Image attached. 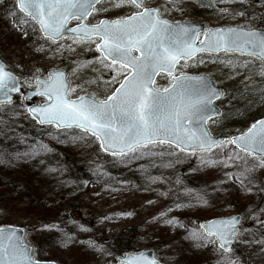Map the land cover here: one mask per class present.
<instances>
[{"label": "rangeland", "instance_id": "374dc122", "mask_svg": "<svg viewBox=\"0 0 264 264\" xmlns=\"http://www.w3.org/2000/svg\"><path fill=\"white\" fill-rule=\"evenodd\" d=\"M115 5L117 0H103L96 6V9L102 10L94 11L86 22L95 24L101 19L124 18L136 10L128 5ZM144 5L159 8L161 17L168 21L196 23L204 29L224 26L264 29V0H146ZM7 7L6 0H0V59L9 71L20 77L23 91L34 90L37 77H45L50 70L62 69L67 73L71 86L69 98L87 95L104 100L127 75L125 68L108 62L97 51L98 38L68 36L57 42L43 39L40 34H35V30L34 34L27 31L28 22L11 14V9ZM79 23V20H72L68 27ZM201 74L208 76L221 91L215 105L222 111V115L208 123L213 137L223 136L228 140L232 136L240 135L254 122L263 118L257 117L264 115V67L256 58L224 53L215 56L199 55L194 60L181 62L175 71L177 76ZM170 85V76L167 75H160L155 82V87L161 91ZM46 102V98L38 97L35 101L26 103L21 99V93L18 94L14 103L9 106L12 121L25 122L29 118L26 113L27 106ZM236 108L242 116L238 120L242 121L243 128L229 130L224 125V112ZM260 110L263 111L259 112ZM73 131L75 130H69V133ZM1 143L2 138L0 146ZM147 147H141L142 151ZM73 152L82 159H105L98 145L96 147L90 140L75 143ZM206 154L208 155L196 158L193 169L198 175L193 173L191 180L196 184L207 182L214 174L226 175L229 169L233 176L232 187L213 198L211 204L215 207L212 211H216V217L242 215L240 233L230 252H221L214 242H203L202 247L194 242L190 234H199L198 224L201 220L192 216L195 212L187 214L189 211L176 209L178 195L156 189L153 185H141L133 190L130 187L104 190L91 184V195L83 206H69L64 210L63 215L69 216V220L63 223V227L54 222L50 224L40 223L36 219L30 220L10 209H0V227L10 225L22 228L26 243L32 247L33 259L56 264H60V260L67 264H120L116 256L125 255L127 252L117 248L116 240L123 235L138 238L137 249L133 252L151 248L161 264H186L182 260L181 252L188 249L197 250L205 256V262L199 264H264V159L241 153L228 142ZM143 158L146 159L147 156ZM64 159L67 160L73 177L77 176L75 171L81 167L70 159L79 158L65 156ZM204 159L229 160L223 162V168L214 171L213 167L210 168L212 160ZM226 166L229 168H225ZM2 167L0 162V169ZM253 168L260 170L252 175L250 171ZM239 181L241 186L237 185ZM10 182L9 178L4 185L8 187ZM245 185L250 191L247 200L242 191ZM243 203L245 208L240 209L244 212L239 213L235 205ZM181 215L184 216V230L177 231L173 223L166 224V221ZM6 221L9 223L6 224ZM162 224L167 225L165 232L170 237L180 233L183 244L157 243V237L163 235ZM79 226L81 229L78 230ZM66 229L73 233V238L87 246V253L70 255L66 249L48 250L45 245H40V240L61 239L65 236ZM36 241L38 245L35 244Z\"/></svg>", "mask_w": 264, "mask_h": 264}, {"label": "snow or ice", "instance_id": "6c2138e0", "mask_svg": "<svg viewBox=\"0 0 264 264\" xmlns=\"http://www.w3.org/2000/svg\"><path fill=\"white\" fill-rule=\"evenodd\" d=\"M100 0H16L15 7L39 25L40 32L55 42L71 19L80 24L69 31L82 38H98L97 50L105 60L127 69L120 86L104 100L79 96L70 99L71 86L49 76L47 81L37 77L38 91L47 96L49 103L28 111L40 124H54L57 128H80L100 141V147L113 156L135 153L140 146L174 144L181 150H210L223 144L214 139L204 125L212 118L213 101L221 93L210 80L186 75L173 76L180 59H189L197 52L234 49L245 50L251 56L264 60V34L248 30L242 34L235 29H198L161 18L159 8L145 7L143 0H117V5H128L136 10L115 20L85 23ZM203 31L204 39L200 40ZM199 40V43L197 41ZM165 72L172 77L171 87L161 91L154 87V77ZM197 80L192 90L189 81ZM16 77L0 65V94L11 100L10 92L18 91ZM4 101H0L3 103ZM249 154L264 156V121L254 122L240 136L227 141ZM172 223V221H166ZM237 219L213 220L206 225L205 238L209 243L216 237L221 247L237 233ZM47 227V226H45ZM17 229L0 227V264H41L29 254L30 248L17 236ZM200 239L198 233L190 234ZM91 243V242H90ZM120 264H159L140 254L124 258Z\"/></svg>", "mask_w": 264, "mask_h": 264}, {"label": "trees", "instance_id": "16d2710c", "mask_svg": "<svg viewBox=\"0 0 264 264\" xmlns=\"http://www.w3.org/2000/svg\"><path fill=\"white\" fill-rule=\"evenodd\" d=\"M6 3L9 6L7 8L11 9V14L28 22L27 31H31L32 34L35 30V34L39 35L36 26L17 12L15 0H6ZM241 117L237 108L228 109L224 112V125L229 130L238 127L242 129V121L238 120ZM243 122L245 121L243 120ZM81 136L82 138H80ZM0 138H2L0 162L3 165L0 169V209L14 210L15 213L22 214L30 220H39L40 223L50 222L51 224L54 222L63 227V223L69 220V216L63 215L64 210L69 206H83L87 202L88 196L91 195L89 191L91 184L100 186L104 190L126 187L133 190L141 185L146 187L153 185L156 189L178 195L176 209L182 210V212L189 211L187 214L195 212V215L192 216L201 221L217 216L216 211H212L215 209L211 205L213 198L220 196L222 191L225 193L232 187L231 169L226 175L225 173L222 176L214 174L211 176L212 179L208 178L210 181L196 184L191 180L194 176L193 173L196 172L193 169L195 168L193 164L197 157L208 154H185L166 145H150L144 152L141 148L137 149L135 153L132 152L121 157L104 155L105 159H82L74 154V144L90 140L97 147L96 140L77 131L69 133L67 130H47L45 127H38L30 118L25 122L12 121L11 107L9 106H0ZM65 156L79 158L70 159L81 167L75 171L78 173L77 176L73 177L67 160L64 159ZM143 156H147V158L144 159ZM239 156L242 155L239 154ZM130 157L135 158L129 159ZM225 160L229 159L212 160L210 168L213 167L214 171L220 170L224 167ZM259 170L253 168L250 173L254 175ZM9 178L11 182L7 187L4 183ZM241 184L240 181L237 183L238 186ZM247 187L245 185L242 188L246 200L250 195ZM235 206L239 213L244 212L240 209L245 208L244 203ZM169 221H172L173 225L177 227V231L184 230V216H177L176 219ZM5 223L8 224L9 221ZM166 227L167 225L162 224L163 235L157 237L156 242L162 244L176 242L182 245L183 240L179 237L180 233L170 237L165 232ZM77 229H81V226ZM67 230L61 239L40 240V245H45L44 247L48 250L66 249L70 255L87 253V246L73 238V233ZM198 232L201 238H193V240L202 247L203 242H207L208 238H205L200 229ZM35 244L38 245V241ZM116 245L121 251L133 252L137 249L138 238L123 235L116 240ZM181 256L186 264H199L206 260L202 253L194 249L182 250ZM60 261V264H67Z\"/></svg>", "mask_w": 264, "mask_h": 264}, {"label": "water", "instance_id": "95a60500", "mask_svg": "<svg viewBox=\"0 0 264 264\" xmlns=\"http://www.w3.org/2000/svg\"><path fill=\"white\" fill-rule=\"evenodd\" d=\"M103 0H100V2H102ZM145 0H143V2H144ZM168 1H172V0H168ZM99 2V3H100ZM99 3H97V4H95V7L99 4ZM17 10L19 11V9L17 8ZM20 12V11H19ZM21 13V12H20ZM22 15H24L25 17H28L29 19H31L32 20V18L31 17H29V16H26L24 13H21ZM89 17V16H88ZM118 19H121V18H118ZM162 19H164V18H162ZM72 20H75V19H71V20H69L68 22H67V24L65 25V30H63L62 31V33H61V35L59 36V37H57L56 38V40H55V42H57V41H59L61 38H63V37H67V36H72V37H80V38H82V34H77V33H73V32H71V31H69V29H72V28H76L78 25H75V26H73V27H70V28H68V24L70 23V21H72ZM103 20H109V19H103ZM115 20V19H114ZM164 20H166V19H164ZM168 21V20H167ZM32 22L37 26V28H38V30H39V25L34 21V20H32ZM170 23H179V24H182V25H184V26H186V27H195V28H198V29H204V27L202 26V25H200V24H195V23H189V22H172V21H169ZM85 23H86V21H85ZM229 28H231V29H235L237 32H239V33H243V32H246V31H248V30H254V31H256L258 34H264V29H256V28H251V29H246V28H242V27H238V26H230V27H216V28H213V29H220L221 31H224V30H227V29H229ZM39 32H40V30H39ZM201 33H203V31H201ZM200 33V34H201ZM40 34H41V36L43 37V38H46L41 32H40ZM94 38V37H93ZM205 37H204V35L202 34V36H201V38H200V40H203ZM47 39V38H46ZM84 39V38H83ZM53 41V40H52ZM197 43H199V40L197 41ZM97 49V48H96ZM98 51V50H97ZM99 52V51H98ZM100 53V52H99ZM221 53H225V54H240V55H243V56H250V57H254V58H256V59H258L259 61H260V63L262 64V66H264V60H262L261 58H259V57H256V56H251V55H249L248 54V51L247 50H245L244 51V53L243 54H241V52L240 51H237V50H234V49H228V50H223V49H221V50H218V51H203V52H197L193 57H191V58H189V59H180L179 60V62L176 64V66L181 62V61H184V62H187V61H190V60H192V59H194L195 57H197L199 54H208V55H218V54H221ZM101 54V53H100ZM107 61H109L110 63H111V61L110 60H107ZM0 65H2L3 67H4V70L6 71V72H8V73H11L13 76H15L16 77V84H17V87H18V91H13V92H10L8 95L11 97V100H10V102L9 101H6L5 100V97L2 95V94H0V101H4L3 103H0V105H10V104H12L13 103V101H14V96L16 95V94H18L19 92H20V90H21V82H20V78H19V76H17L16 74H14V73H12V72H10L9 70H7L6 69V65H5V63L0 59ZM119 65V64H118ZM120 66V65H119ZM176 66H175V69H176ZM127 70V69H126ZM57 72H61V73H63V76L62 77H60V79H62V80H64V81H66V83H67V85H70L69 84V82H68V76H67V73L64 71V70H60V69H58V70H51V71H48L47 72V78H42V77H39L40 78V80H43V81H47L48 80V78H49V76H52L53 77V80H55L56 79V76H55V74L57 73ZM159 75H167V76H169L167 73H165V72H160V73H158L155 77H154V79H155V81H156V79L158 78V76ZM173 76H177V75H175V70L173 71V74H172ZM179 76H181V75H179ZM186 76H188V77H193V78H199V77H203V78H206V79H208V80H210L211 81V83L214 85V83H213V81L208 77V76H206V75H186ZM170 79L172 80V77L170 76ZM123 81V80H122ZM121 81V82H122ZM121 82H120V84H121ZM35 83H36V85H37V79H36V81H35ZM120 84L116 87V88H118L119 86H120ZM189 84H190V86H191V88H192V90L193 91H195L196 90V88L198 87V85H197V80H195V79H193V80H191V81H189ZM215 86V85H214ZM155 87V86H154ZM170 87H171V85H170ZM169 87V88H170ZM216 87V86H215ZM116 88L114 89V91L116 90ZM217 88V87H216ZM168 89V88H167ZM218 89V88H217ZM219 91H220V89H218ZM113 91V92H114ZM42 92H43V87L41 86V88H40V90L38 91V87L35 89V90H28V91H25L22 95H21V98H22V100L24 101V102H26V103H29V102H32V101H35L38 97H44V98H47V96H45V95H43L42 94ZM69 93V92H68ZM220 93H221V91H220ZM112 94V93H111ZM110 94V95H111ZM86 97H90V96H87V95H85ZM221 96V95H220ZM220 96L217 98V99H215L214 101H213V115H212V118L210 119V120H212V119H214V118H217V117H220V115H221V110L220 109H218L215 105H214V103L220 98ZM48 99V98H47ZM71 99V98H70ZM74 99H76V98H74ZM50 101H47L46 103H49ZM45 104V103H44ZM44 104H40V105H38V104H33V105H31V106H28L27 107V109H26V112H27V115L31 118V119H33V121L38 125V126H40V127H44V126H52V127H54L55 129H57V130H77V131H80V132H82V133H85V134H87L88 136H90V137H92V138H94V139H96L94 136H92L90 133H86V132H84V131H82L80 128H78V127H76V126H72V127H61V128H57L54 124H48V123H45V124H40V123H38L37 122V120L36 119H34L33 118V115L28 111L30 108H36V107H39V106H42V105H44ZM209 120V121H210ZM208 121V122H209ZM257 121H264V117L263 118H261V119H259V120H257ZM208 122H207V124H208ZM207 124L206 125H204V127H206L207 128V130H208V132H209V129H208V126H207ZM209 134H210V132H209ZM211 135V134H210ZM241 135V134H240ZM240 135H237V136H233V137H238V136H240ZM212 136V135H211ZM213 137V136H212ZM233 137H231V138H233ZM214 139H216V140H224V141H226V138L225 137H223V136H217V137H213ZM230 138V139H231ZM96 141H97V143H98V146H99V149L101 150V152L103 153V154H107V155H109V156H113L112 154H111V152H105L104 150H102L101 149V147H100V141L99 140H97L96 139ZM225 143V142H224ZM156 144H160V143H156ZM149 145H155V144H149ZM164 145H169V146H171V147H173V148H176L178 151H180V152H182V153H187V154H194V153H206V152H210V151H212V150H214L215 148H217L218 146H220L221 144H217V145H214V146H212L211 147V149L210 150H199V149H197V150H195V151H193V150H190V149H185V150H181V148H179V147H177L176 145H174V144H168V143H164ZM144 146H147V145H144ZM232 146L236 149V150H238V151H240V152H243V153H245V154H247V155H251V156H253V157H257V158H264V156H261V154H259V153H255V154H249L248 152H245V151H243V150H241L240 148H238L236 145H234V144H232ZM140 147H143V146H140ZM140 147H138V148H140ZM137 148V149H138ZM128 153H130V152H127L126 154H128ZM233 217H235L236 219H237V223H236V228H237V233H236V235L234 236V237H231L230 238V240H229V242L227 243V244H225L224 245V247H221V242L219 241V240H217V238L216 237H211L214 241H215V243H216V245H217V247H218V249L220 250V251H222V252H229L231 249H232V246H233V244H234V242H235V238L237 237V235H238V233H239V230H240V224H241V215L240 214H235V215H232V216H229V217H218V218H213V219H210V220H207V221H202V222H200L199 224H198V227L203 231V233H204V235H205V232H206V229H204V228H202L201 227V225H206L209 221H213V220H230L231 218H233ZM7 227V226H6ZM12 228H15V229H17L18 231H17V236H19L20 238H21V240L23 241V243H25V244H27L26 243V241H25V232H24V230L22 229V228H19V227H13V226H11ZM28 245V244H27ZM28 247L30 248V255L32 256V247L31 246H29L28 245ZM140 254H143L144 256H146V257H148L149 259H152L153 258V256H155V252H154V250L153 249H146V250H143V251H140V252H137V253H132V252H129V253H127V254H125V255H118V256H116V260L120 263V260L121 259H124V258H133V257H137V256H139ZM156 258V257H155ZM157 261H159L158 259H156ZM41 264H56V263H54V262H41ZM159 264H161V262L159 261Z\"/></svg>", "mask_w": 264, "mask_h": 264}, {"label": "flooded vegetation", "instance_id": "af4514ba", "mask_svg": "<svg viewBox=\"0 0 264 264\" xmlns=\"http://www.w3.org/2000/svg\"><path fill=\"white\" fill-rule=\"evenodd\" d=\"M226 0H224V2H225Z\"/></svg>", "mask_w": 264, "mask_h": 264}]
</instances>
